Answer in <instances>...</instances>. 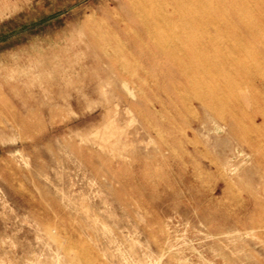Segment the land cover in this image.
Segmentation results:
<instances>
[{"label": "rangeland", "instance_id": "rangeland-1", "mask_svg": "<svg viewBox=\"0 0 264 264\" xmlns=\"http://www.w3.org/2000/svg\"><path fill=\"white\" fill-rule=\"evenodd\" d=\"M182 18L0 0V264H264V21L179 70Z\"/></svg>", "mask_w": 264, "mask_h": 264}, {"label": "bare ground", "instance_id": "bare-ground-1", "mask_svg": "<svg viewBox=\"0 0 264 264\" xmlns=\"http://www.w3.org/2000/svg\"><path fill=\"white\" fill-rule=\"evenodd\" d=\"M171 2L176 10L177 15L180 17L183 16L182 20L180 19L178 23L172 22V24H174L172 27V31L173 32L176 31L177 33H179L178 34L179 38H177L175 43L173 41V43H171V45L169 46L166 45L167 42L163 38L160 41L159 48L161 52L172 56L171 62L173 65H176L179 68V70L180 69L185 70V68H187L188 66H192V67L194 66L196 68H200L199 66H205V64L208 65L214 62L215 59L213 60V58H211L208 49L215 48L216 43L215 41L214 42L205 41L199 38L198 34L200 32H202L203 34L211 33V31L225 32V31H231L230 29H232L234 32L235 31L234 27L239 24L240 25L245 24L247 26H250L252 21L255 22L258 21L261 22V20L264 21V10L262 9L264 8V4L258 5L259 4L258 3L252 6V5H248V2L246 3V1L242 2L240 0H171ZM258 12L259 14H256ZM139 14L140 13L137 11L138 16ZM228 14L229 15L232 14L233 17L229 18ZM167 22L168 19L164 17L161 25L158 24V26L167 27L168 25ZM158 26H156L155 23H152L146 29L147 33H150V30L155 31L158 28ZM170 31L171 30H169V32ZM260 33H261V28L258 25H256L255 27L252 26V30L249 33L250 35L245 36V38L243 39L244 44L239 43L238 45H235L234 48L238 50L237 48H240V46L242 47V45L248 44L251 38H258L260 36ZM176 53L179 54L182 53V56H184L185 58L183 59L178 56L174 57ZM188 70L190 69L188 68ZM250 154L249 156H251ZM254 204L257 205V203Z\"/></svg>", "mask_w": 264, "mask_h": 264}]
</instances>
